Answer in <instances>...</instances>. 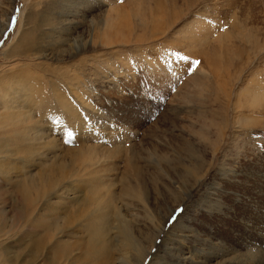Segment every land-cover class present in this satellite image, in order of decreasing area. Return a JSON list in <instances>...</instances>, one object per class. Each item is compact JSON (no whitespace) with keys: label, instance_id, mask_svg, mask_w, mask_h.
<instances>
[{"label":"rangeland","instance_id":"rangeland-1","mask_svg":"<svg viewBox=\"0 0 264 264\" xmlns=\"http://www.w3.org/2000/svg\"><path fill=\"white\" fill-rule=\"evenodd\" d=\"M67 1L68 17H78L49 53L77 39L97 44L95 29L113 20L114 38L104 36L97 49L83 54L87 66L80 68L79 89L92 96L100 119L119 128L117 134H100L107 139L102 149L115 158L113 171H123L130 154L142 171L145 214L150 213L142 218L157 213L162 219L181 201L167 186L176 171L186 170L188 145L209 167L205 183L169 220L168 226L185 228L175 233L168 264H264V0ZM28 5L0 0L2 27L14 8L0 52L18 34ZM226 94L242 107L228 115L243 117L242 145L243 136L234 141L230 127L221 141Z\"/></svg>","mask_w":264,"mask_h":264},{"label":"bare ground","instance_id":"bare-ground-1","mask_svg":"<svg viewBox=\"0 0 264 264\" xmlns=\"http://www.w3.org/2000/svg\"><path fill=\"white\" fill-rule=\"evenodd\" d=\"M28 3L18 34L0 52V264H14L18 256L19 264H168L175 233L185 228L181 223L168 226L169 220L204 182L207 162L188 145L186 170L176 171L178 177L167 186L181 201L162 219L157 213V218H142L150 214H145L142 171L131 164L132 154L123 171H113L115 158L102 149L107 139L100 134H117L119 128L100 119L92 96L79 89L80 68L87 66L84 55L97 49L104 36L106 41L114 38L113 20L95 29L97 44L77 39L49 53L78 16L68 17L67 0ZM13 16L11 8L0 25V42ZM231 110L239 113L242 107L231 104L228 95L221 141L230 127L234 141L243 136L238 139L242 145L247 137L243 117L230 119ZM119 124L124 133L126 126Z\"/></svg>","mask_w":264,"mask_h":264}]
</instances>
